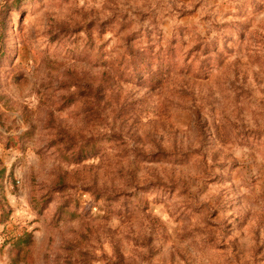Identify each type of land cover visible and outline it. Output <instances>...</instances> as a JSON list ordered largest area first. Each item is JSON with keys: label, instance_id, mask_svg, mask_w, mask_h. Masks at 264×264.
Here are the masks:
<instances>
[{"label": "rangeland", "instance_id": "obj_1", "mask_svg": "<svg viewBox=\"0 0 264 264\" xmlns=\"http://www.w3.org/2000/svg\"><path fill=\"white\" fill-rule=\"evenodd\" d=\"M0 264H264V0H0Z\"/></svg>", "mask_w": 264, "mask_h": 264}]
</instances>
